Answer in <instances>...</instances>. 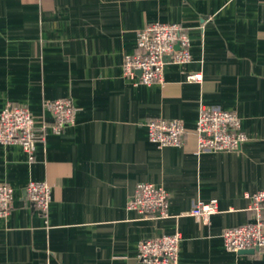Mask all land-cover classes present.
I'll list each match as a JSON object with an SVG mask.
<instances>
[{
    "label": "crops",
    "instance_id": "obj_1",
    "mask_svg": "<svg viewBox=\"0 0 264 264\" xmlns=\"http://www.w3.org/2000/svg\"><path fill=\"white\" fill-rule=\"evenodd\" d=\"M152 22L182 25L191 59L168 62L161 82L136 84L123 58ZM192 72L200 82L186 80ZM56 98L76 108L60 133L44 108ZM9 103L29 109L36 139L31 161L0 143V183L13 189L0 264H144L138 242L176 230L178 264H264V250L228 252L221 238L253 220L245 194L264 188V0H0V111ZM200 105L238 114L239 150H198ZM158 117L183 121L181 146L148 139ZM29 181L51 188L45 217L26 199ZM138 182L167 191L168 217L127 208ZM211 198L207 224L187 214Z\"/></svg>",
    "mask_w": 264,
    "mask_h": 264
},
{
    "label": "built area",
    "instance_id": "obj_2",
    "mask_svg": "<svg viewBox=\"0 0 264 264\" xmlns=\"http://www.w3.org/2000/svg\"><path fill=\"white\" fill-rule=\"evenodd\" d=\"M190 39L187 30L179 23L152 22L136 33L137 51L125 55L122 71L136 84L150 85L161 82L165 65L186 64L191 59ZM188 82H200L202 75L187 73ZM44 108L52 115L51 129L60 133L63 127L75 121L76 108L69 98L47 99ZM35 118L29 109L9 103L0 111V143L18 144L28 159L35 151ZM186 128L177 118H151L147 122L148 139L158 147L181 146ZM197 148L201 152H225L239 150L247 136L241 128V120L234 111L200 105L195 126ZM27 201L45 217L51 201V188L45 181H29L25 188ZM248 210L253 220L223 229L221 238L228 252L238 253L245 249L264 250V188L246 193ZM13 189L0 183V218L6 219L12 209ZM169 196L167 191L149 182H138L127 208L143 217H168ZM217 212V200L196 201L188 215L207 224ZM181 233L176 230L159 237L141 239L137 244V258L144 264H178Z\"/></svg>",
    "mask_w": 264,
    "mask_h": 264
},
{
    "label": "water",
    "instance_id": "obj_3",
    "mask_svg": "<svg viewBox=\"0 0 264 264\" xmlns=\"http://www.w3.org/2000/svg\"><path fill=\"white\" fill-rule=\"evenodd\" d=\"M254 251H256V250L255 249H245V250L239 251V253H252Z\"/></svg>",
    "mask_w": 264,
    "mask_h": 264
},
{
    "label": "rangeland",
    "instance_id": "obj_4",
    "mask_svg": "<svg viewBox=\"0 0 264 264\" xmlns=\"http://www.w3.org/2000/svg\"><path fill=\"white\" fill-rule=\"evenodd\" d=\"M194 131H195V129H194ZM196 133V132H195Z\"/></svg>",
    "mask_w": 264,
    "mask_h": 264
}]
</instances>
